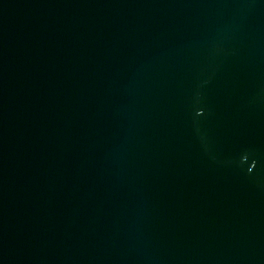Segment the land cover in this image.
<instances>
[{"label": "water", "instance_id": "water-1", "mask_svg": "<svg viewBox=\"0 0 264 264\" xmlns=\"http://www.w3.org/2000/svg\"><path fill=\"white\" fill-rule=\"evenodd\" d=\"M0 264H264V0H0Z\"/></svg>", "mask_w": 264, "mask_h": 264}]
</instances>
